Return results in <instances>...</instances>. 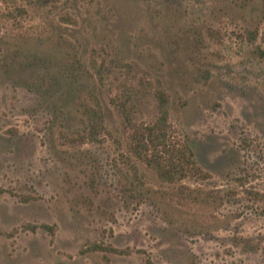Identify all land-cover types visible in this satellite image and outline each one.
<instances>
[{
    "label": "rangeland",
    "instance_id": "1",
    "mask_svg": "<svg viewBox=\"0 0 264 264\" xmlns=\"http://www.w3.org/2000/svg\"><path fill=\"white\" fill-rule=\"evenodd\" d=\"M159 90L198 176L131 150ZM0 186V264H264V0H0Z\"/></svg>",
    "mask_w": 264,
    "mask_h": 264
},
{
    "label": "trees",
    "instance_id": "2",
    "mask_svg": "<svg viewBox=\"0 0 264 264\" xmlns=\"http://www.w3.org/2000/svg\"><path fill=\"white\" fill-rule=\"evenodd\" d=\"M157 96L159 108L157 120L151 124L142 125L133 121L131 110L126 101L113 100L123 116V122L131 129V150L152 166L166 181H178L188 176H198L204 173L188 142L177 139L170 133L167 94L165 91L159 90ZM84 111L88 119V132L85 138L97 141L105 131L104 111L101 107L94 106H86ZM5 191V188L0 186V194ZM42 227L54 232L53 226L43 224ZM36 229L37 227L34 226V230ZM104 247L100 244H92L88 250L104 249ZM114 250L123 252L116 248Z\"/></svg>",
    "mask_w": 264,
    "mask_h": 264
}]
</instances>
